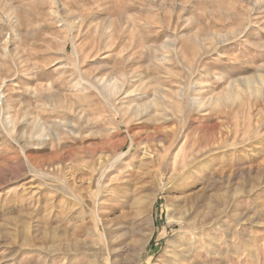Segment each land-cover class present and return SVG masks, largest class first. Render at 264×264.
I'll use <instances>...</instances> for the list:
<instances>
[{
  "label": "rangeland",
  "instance_id": "374dc122",
  "mask_svg": "<svg viewBox=\"0 0 264 264\" xmlns=\"http://www.w3.org/2000/svg\"><path fill=\"white\" fill-rule=\"evenodd\" d=\"M0 264H264V0H0Z\"/></svg>",
  "mask_w": 264,
  "mask_h": 264
},
{
  "label": "bare ground",
  "instance_id": "6f19581e",
  "mask_svg": "<svg viewBox=\"0 0 264 264\" xmlns=\"http://www.w3.org/2000/svg\"><path fill=\"white\" fill-rule=\"evenodd\" d=\"M176 222L179 224V226H181V228H184V224H185V220L182 218H179L178 220H176Z\"/></svg>",
  "mask_w": 264,
  "mask_h": 264
}]
</instances>
